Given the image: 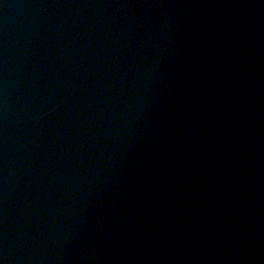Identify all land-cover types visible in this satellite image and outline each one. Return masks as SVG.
<instances>
[{
    "label": "water",
    "instance_id": "95a60500",
    "mask_svg": "<svg viewBox=\"0 0 264 264\" xmlns=\"http://www.w3.org/2000/svg\"><path fill=\"white\" fill-rule=\"evenodd\" d=\"M0 264H264V0H0Z\"/></svg>",
    "mask_w": 264,
    "mask_h": 264
}]
</instances>
